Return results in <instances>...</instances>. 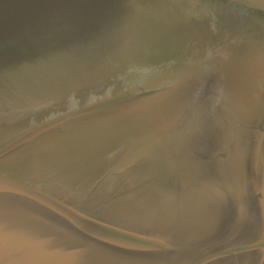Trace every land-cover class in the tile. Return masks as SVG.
<instances>
[{
  "label": "water",
  "instance_id": "95a60500",
  "mask_svg": "<svg viewBox=\"0 0 264 264\" xmlns=\"http://www.w3.org/2000/svg\"><path fill=\"white\" fill-rule=\"evenodd\" d=\"M0 264H264V0H0Z\"/></svg>",
  "mask_w": 264,
  "mask_h": 264
}]
</instances>
